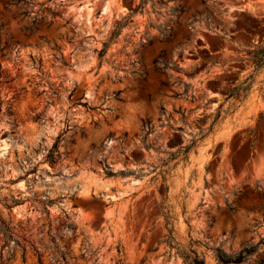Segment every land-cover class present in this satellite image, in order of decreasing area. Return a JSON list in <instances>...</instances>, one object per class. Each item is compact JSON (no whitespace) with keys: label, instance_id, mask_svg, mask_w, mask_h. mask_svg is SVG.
<instances>
[{"label":"rangeland","instance_id":"1","mask_svg":"<svg viewBox=\"0 0 264 264\" xmlns=\"http://www.w3.org/2000/svg\"><path fill=\"white\" fill-rule=\"evenodd\" d=\"M194 258L264 264V0H0V264Z\"/></svg>","mask_w":264,"mask_h":264},{"label":"trees","instance_id":"2","mask_svg":"<svg viewBox=\"0 0 264 264\" xmlns=\"http://www.w3.org/2000/svg\"><path fill=\"white\" fill-rule=\"evenodd\" d=\"M246 252H249L251 249H245ZM220 256V259L223 260L224 262H228L230 260H233V259H230V258H227L225 257L224 255H219ZM244 254L243 253H240L237 257H235V261H239L243 258ZM194 264H204V261L203 259H199V258H194Z\"/></svg>","mask_w":264,"mask_h":264}]
</instances>
